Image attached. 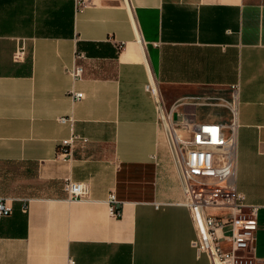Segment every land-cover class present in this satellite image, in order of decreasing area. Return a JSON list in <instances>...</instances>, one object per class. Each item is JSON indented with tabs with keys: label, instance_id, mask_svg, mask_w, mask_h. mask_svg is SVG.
Returning <instances> with one entry per match:
<instances>
[{
	"label": "crops",
	"instance_id": "0c3cea01",
	"mask_svg": "<svg viewBox=\"0 0 264 264\" xmlns=\"http://www.w3.org/2000/svg\"><path fill=\"white\" fill-rule=\"evenodd\" d=\"M74 1L0 0V196L28 183L29 167L43 193L2 196L11 213L0 218V264H208L189 247L164 113L224 117L199 97L237 86L233 188L262 204L264 0ZM64 179L85 183L87 197L67 199ZM244 255L264 264V209Z\"/></svg>",
	"mask_w": 264,
	"mask_h": 264
},
{
	"label": "built area",
	"instance_id": "2783aa9c",
	"mask_svg": "<svg viewBox=\"0 0 264 264\" xmlns=\"http://www.w3.org/2000/svg\"><path fill=\"white\" fill-rule=\"evenodd\" d=\"M87 1L75 0L74 6L80 8ZM23 52V46H17L13 58L20 59ZM81 72L78 64H74L69 71L72 78L79 77ZM146 89L152 91L150 85H146ZM237 93L238 88L233 85L225 96L208 94L199 97L198 104L201 106L224 109L226 115L221 118L175 123L171 109L164 113L172 133L184 206L194 229L189 247L196 257L205 256L208 264H254L244 254L253 249L257 212L264 209V196L261 205H249L244 202L243 195L233 188L239 127ZM71 95L75 100L82 97L81 92H71ZM57 120L64 123L70 118L58 117ZM69 145L67 140L60 141L57 155L67 158ZM61 189L69 200L85 199L88 195L85 183L70 179H64ZM107 201L110 215L117 216L118 209L113 207L116 204L114 195L109 194ZM10 213L8 201L0 196V218ZM222 243L227 244V249L222 248Z\"/></svg>",
	"mask_w": 264,
	"mask_h": 264
},
{
	"label": "rangeland",
	"instance_id": "374dc122",
	"mask_svg": "<svg viewBox=\"0 0 264 264\" xmlns=\"http://www.w3.org/2000/svg\"><path fill=\"white\" fill-rule=\"evenodd\" d=\"M216 107H212V111H215ZM170 133H168V136ZM29 170V181L28 183H20V181L9 182V188L3 190L2 196L5 197H24V198H30V197H39L42 196L43 193L37 190V185L35 182V179L33 177V170L31 167L28 168Z\"/></svg>",
	"mask_w": 264,
	"mask_h": 264
},
{
	"label": "bare ground",
	"instance_id": "6f19581e",
	"mask_svg": "<svg viewBox=\"0 0 264 264\" xmlns=\"http://www.w3.org/2000/svg\"><path fill=\"white\" fill-rule=\"evenodd\" d=\"M169 138V142H170V145H171V148L173 149L174 148V144H173V139H172V135L170 133V135L168 136Z\"/></svg>",
	"mask_w": 264,
	"mask_h": 264
},
{
	"label": "trees",
	"instance_id": "16d2710c",
	"mask_svg": "<svg viewBox=\"0 0 264 264\" xmlns=\"http://www.w3.org/2000/svg\"><path fill=\"white\" fill-rule=\"evenodd\" d=\"M33 169V168H32Z\"/></svg>",
	"mask_w": 264,
	"mask_h": 264
}]
</instances>
